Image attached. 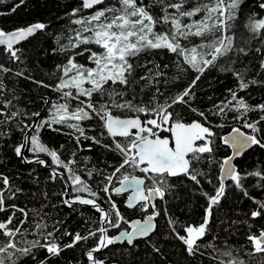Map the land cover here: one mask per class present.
I'll use <instances>...</instances> for the list:
<instances>
[{
	"label": "snow or ice",
	"instance_id": "obj_1",
	"mask_svg": "<svg viewBox=\"0 0 264 264\" xmlns=\"http://www.w3.org/2000/svg\"><path fill=\"white\" fill-rule=\"evenodd\" d=\"M23 2L24 0H20V3ZM186 3L187 0H150V4H145L144 0H117L119 6H116L106 4V0H82L81 7L72 10L71 15L76 16L84 9H94L91 15L73 21L80 29L75 31L68 45L62 46L59 51L79 49L81 45L97 46L96 51L85 47L83 52L75 53V56H83L84 52H87V59L94 66L77 63L75 56H69L66 64L57 66L61 76L54 88L60 94L59 100L52 104L49 117L41 118L34 128L32 125L21 127L17 123V129L24 133V137L23 142L15 146L14 154L24 162L31 163L32 161L24 156L25 150L47 153L53 164L66 170L72 192L76 193L70 196L68 191L62 192V196L68 197L63 199L62 203L69 208L76 203L91 206L100 214V226L95 230L89 229L85 235L80 232H64L63 235L71 237V241L61 246L54 232L46 231L48 225L41 217L33 223L36 232L45 242L25 241V246H20L16 237H23L28 232L26 228L21 231L28 221V212L23 208H16L14 204L6 206L5 191L11 190V184L7 176L0 174V181L4 186L0 188V213L9 208L13 209L5 221H0V236L4 238L0 240V264H50L51 258L59 257L65 249L74 248L81 241L90 238H95V245L85 252L89 264H111V261L100 259L96 254L109 249V246L124 245L125 242L132 248L138 247L139 240H143L145 244L150 243L151 237L158 233L156 221L161 215L166 219L170 231V237L165 239L174 238L182 242L189 257L204 256L205 252L211 249L210 264H249L245 256L251 259L258 254L264 255V228L252 232V225L249 224L247 247L241 248H234L228 245L227 241H220L218 245L214 242L217 237L212 234L210 228L216 219L214 211L220 208L221 202L227 197L230 185L225 183L226 180H230L235 188L240 189L245 197L257 205L256 209L251 211L250 218L264 219V200L249 196L242 183L248 176L264 179V171L256 170L242 175L233 162L235 157L244 154L245 149L253 146L264 149V135H261L264 128V103L252 105L239 95V92L249 89L250 85L264 84V80L248 77L247 66H244L243 70L240 67L243 65L242 57H248L250 52L264 56L261 48L252 49L248 46L253 38H261V43H264V18L256 19L254 14L249 17L246 27L251 36L242 40L244 46H240L236 43L234 22L244 0H206L185 7ZM19 6L20 4H16L11 10L15 12ZM157 7L158 14L154 15ZM259 7L264 9V3L259 4ZM198 16L199 19H193ZM158 25L164 30L157 31ZM48 26L46 23L37 22L11 32L0 29V45L4 46L3 51L8 59L12 62L19 61L20 49L15 45L47 29ZM193 37L200 38V43L193 44ZM156 50H166L182 59L183 63L178 59L175 64L180 73L189 68L196 73L182 92L170 98L166 97L165 92L158 86L161 79L165 84L169 83L165 71L169 66H161L151 60L143 64L138 62L142 55L149 56L153 52L158 55ZM257 67L264 70V59L259 60ZM137 69L143 73L139 75V79ZM211 69L230 72L238 83L236 89H228L230 100L214 105L216 110L206 114L205 111L192 108L191 102L195 99L193 89L197 82ZM9 73L24 76L23 71L13 73L12 68L0 63V74ZM260 74L257 72V75ZM25 79L32 80L30 76ZM32 82L38 86L51 87L43 80ZM4 88L3 77L0 75V117H3L0 119V125H10L16 121L20 111L9 110L12 101L2 97ZM152 89L154 91H151ZM73 101L77 102L74 108L71 107ZM176 106L187 107L199 118L186 121L184 116L175 111ZM227 112H233L232 119L242 122L241 127L249 129L250 132L241 131V127H234L231 135L220 137L221 142L230 146L233 151L222 161H216L217 136L214 128H222L224 125L213 124L209 115L224 117ZM128 113L131 115H127ZM249 113H257L258 119L250 120ZM32 115L40 117L39 112ZM141 116L144 119H141ZM95 119L101 122L104 129L100 136L103 137L106 133L111 138L110 144H102L101 139L85 134L81 122ZM53 125H64L73 129L72 134L81 150L80 141L83 137L84 140H90L120 156L118 165H109L113 169L111 174L101 177L103 187L100 191L107 197L106 207L98 202L99 192L93 190L74 170L75 159L65 162L57 151L50 150L41 143L40 129L47 126L53 131H60L59 128H53ZM25 129L34 131L35 134L28 136ZM2 134L4 133H0ZM88 150H91V145ZM72 155L75 157L76 153L73 152ZM205 161L216 164L220 169L217 177L219 183L214 186L213 195L202 193L208 202L202 222L182 224L169 216L165 204L166 197L174 189L170 180L184 177L200 185L201 178H204L212 184L208 174L198 167ZM35 162L39 165L47 164L38 155ZM94 172L100 176L95 168L87 170L86 174L92 177ZM137 172L140 175H137ZM57 176L63 178L64 173L53 169L50 178L54 181ZM114 180L118 181L119 186L114 185ZM19 191L20 189H16V192ZM16 192H11L9 199L14 198ZM83 193H87L91 198L83 196ZM112 193L117 196L128 193L127 209L142 214V219L130 221L131 230H120L121 224H128L129 221L112 199ZM157 200L165 206L158 208ZM17 211L24 219L16 218ZM32 211L34 215L39 214V210ZM14 218L18 220V224L10 227ZM178 227L184 232L183 235L177 231ZM109 229L118 230V234L109 236ZM208 237H211V240ZM34 249L44 250V257L37 259ZM152 249L160 253V248L155 244H152ZM25 257L28 259H23ZM261 264H264V261Z\"/></svg>",
	"mask_w": 264,
	"mask_h": 264
},
{
	"label": "trees",
	"instance_id": "obj_2",
	"mask_svg": "<svg viewBox=\"0 0 264 264\" xmlns=\"http://www.w3.org/2000/svg\"><path fill=\"white\" fill-rule=\"evenodd\" d=\"M200 2H206V0H187L185 7L192 3ZM81 3L80 0H24L23 3H20V0H0V13H3L0 14V29L11 31L37 22L49 25L47 29L37 32L34 36L16 46L20 49L18 53L20 56L19 61H10L7 54L3 51L4 47H0V63L12 68L13 73L16 71L24 72L23 77L15 76L12 73L0 74L5 85L2 97L12 101L9 110L20 111V115L12 124L0 125V133H4L0 135V174L7 176L11 184V190L5 191L6 206L14 204L16 208H23L28 212V221L21 229V231H24L26 228L28 232L23 237L19 235L16 237L20 246H25V241L39 240L41 243L45 242L44 238L36 232L35 224L33 223L34 220H39L41 217L48 225L46 231L54 232L61 246L71 241V237L63 235L64 232L73 234L80 232L81 235H85L89 229L95 230L100 226V214L92 209L91 206L74 204L72 208H69L62 203L65 196H62L61 193L65 190L67 191V188L70 196H74L76 193L72 192V186L66 170L53 164L51 157L47 153H32L30 150H25L24 156L32 161L31 163L24 162L22 158L14 154L15 146L22 143L24 137V133L17 129V123L21 127L31 125L35 119L32 114L36 112L40 113L43 111L44 117L48 116L52 104L59 100L60 94L54 88L61 76L57 66L66 64L69 56H75L77 51L83 52L85 47H90L93 51L97 50V46L94 45H81L79 49H70L65 52L59 51L62 46L68 45L69 39L74 37L75 31L80 29V26L73 23V21L77 18L89 16L94 11V9H84L77 13L76 16H72V10L80 8ZM144 3L150 4V0H144ZM261 3H264V0H244L240 7L238 18L234 22L236 26V43L240 46H244L242 40L251 36L246 27L249 17L254 14L256 19L264 18V9L259 7ZM16 4H20V6L13 12L11 9ZM106 4L119 6L117 0H106ZM158 11L157 7L153 14H158ZM199 18L198 16L193 19ZM163 30L162 27L157 26V31ZM260 39L253 38L248 46L252 49L261 48L264 51V44L261 43ZM192 41L193 44H198L200 43V38L193 37ZM156 51L159 52L158 55L156 52L149 56L142 55L138 62L143 64L145 61L151 60L161 66L164 64L169 66L165 69L169 83L165 84L163 79H161V83L158 86L165 92V96L170 98L176 93L182 92L196 73L190 68L186 72L180 73L175 67L176 61L180 59L176 54L166 50ZM87 56L88 53L84 52L83 56H75V60L79 64L92 67L93 65L87 59ZM242 59L243 65H240V67L243 70L244 66H247L249 78L264 80V70H259L257 67L259 60L264 59V56H258L250 52L248 57H242ZM180 62L183 63L182 59H180ZM233 67H237V65H233ZM257 72L261 74L257 75ZM140 74H143L142 70L137 69V79H139ZM29 76L32 80H43L51 87L38 86L32 80L25 79V77ZM237 83V79L230 72H221L218 69L207 71L193 89L195 99L191 102V107L205 111L206 114L215 111L214 105L231 99L228 89H236ZM137 91H139L138 88ZM151 91H154V89ZM239 95L243 96L252 105L264 103V84L250 85L249 89L239 92ZM46 103L48 105L45 107ZM76 103V101H73L71 107L74 108ZM175 111L184 116L186 121L199 118L185 106H176ZM114 114L119 113L114 112ZM127 115H131V113ZM233 115V112H227L224 117L209 115V120L213 124L224 125L222 128H214L217 136L215 142L216 161H222L230 154L229 147L221 142L220 137H223L234 127H241L242 122L233 120ZM141 117L144 119L143 116ZM249 118L250 120H256L258 119V114L249 113ZM0 119H3V117H0ZM81 126L85 128L86 135L101 139L102 144L111 143V138L106 133L103 137L100 136L104 129L98 119L83 121ZM53 128H59L61 131H53L47 126L40 129L39 138L41 143L50 150L57 151L61 160L65 162L75 159L74 170L89 183L93 190L99 192L98 202H101L102 206L106 207L107 197L100 191L103 187L101 177L111 174L113 169L109 165H118L121 159L120 156L101 145L94 144L90 140H84L83 137H81L82 140L80 141L81 150L72 134L74 132L73 129L64 125H53ZM241 128L246 132H250L249 129ZM261 135H264V128H262ZM121 142L123 143L124 141L121 139ZM89 145H91V150H88ZM73 152L76 153L75 157L72 155ZM37 155L40 159H44L47 164H37L35 162ZM236 163L242 175L245 172L256 170L264 171V149L253 146ZM198 167L208 174L212 184H209L204 178H201L200 185H196L184 177L171 178L170 183L174 185V189L165 200L169 216L185 225L202 222L204 209L208 203L202 193L207 192L209 195H213L214 186L219 183L217 177L220 169L216 164H209L205 161L199 164ZM93 168L99 171L100 176H97L96 172L93 173L92 177L87 176V170H92ZM53 169L63 172V178L57 176V179L53 181L50 178ZM136 174L140 175L138 172ZM242 183L247 189L249 196L255 197L257 200H264V179L248 176L242 180ZM114 185H118V181L114 180ZM227 185H230L227 197L221 202L220 208L214 211L216 219L210 225L212 234L217 237L214 242L219 245L220 241H227V244L234 248L247 247L248 225H252V232H258L259 229L264 228V219H251V211L255 210L257 205L245 197L240 189L235 188L231 181ZM2 187L4 186L2 181H0V188ZM16 189H20V191L16 192ZM11 192H16V195L14 198L9 199ZM83 195L88 196L87 193H83ZM111 195L128 221L134 218H143L141 213L125 207L126 195L117 196L114 193ZM88 198L91 197L88 196ZM165 204H162L159 200L157 201L158 208H163ZM32 210H39V214L34 215ZM12 211L13 209L9 208L6 212L0 213V221H5L12 214ZM16 218L24 219L18 211L16 212ZM16 218L13 219V224L10 227L18 224ZM233 221L236 223H233ZM157 224L158 233L151 237L150 243L145 244L143 240H139L137 248L127 246L126 243L124 245L109 246V249H104L101 253L96 254L97 257L106 261H116L118 264H210L209 254L211 249H208L204 256L189 257L182 242L174 238L165 239V237H170V231L163 215L157 217ZM122 228L127 229L128 224L122 223ZM56 229H59V231H56ZM177 231H180L182 235L184 234L179 227ZM117 232L116 229L109 230L110 236L115 235ZM3 239L0 236V240ZM208 239L211 240V237H208ZM152 244L160 248V253L153 251ZM94 245L95 238L81 241L76 247L65 249L59 257L51 258L50 264H89L85 252ZM248 250L250 251V249ZM34 251L37 252V259L43 258L45 255L44 250L34 249ZM23 259L27 260L28 258L25 257ZM245 259L248 260L249 264H261L264 261V255L258 254L251 259L245 256Z\"/></svg>",
	"mask_w": 264,
	"mask_h": 264
},
{
	"label": "water",
	"instance_id": "obj_3",
	"mask_svg": "<svg viewBox=\"0 0 264 264\" xmlns=\"http://www.w3.org/2000/svg\"><path fill=\"white\" fill-rule=\"evenodd\" d=\"M81 2H82V0H80ZM87 10H92V9H87ZM31 25V24H30ZM29 26V25H28ZM25 27H27V26H25ZM11 31H14V30H11ZM11 31H5V32H11ZM29 39V38H28ZM26 41V40H25ZM24 41H22L21 43H23ZM21 43H19V44H21ZM19 44H17V45H15V47L16 46H18ZM0 47H4V46H2V45H0ZM44 98H46V97H44ZM48 102V101H47ZM49 103V102H48ZM48 103H46V105H45V107L48 105ZM44 117V112L42 111V112H40V117H35V119H34V121H33V123L31 124L32 126H33V128L35 127V124L36 123H39V121H40V119L41 118H43ZM141 119H143L142 117H141ZM241 131H244V132H246L244 129H242L241 128ZM27 135L28 136H30L31 135V133L33 132V131H29L28 129H27ZM232 134V129L229 131V132H227L224 136H228V135H231ZM229 147V149H230V154L229 155H231L232 154V148L230 147V146H228ZM251 148H249V149H245L244 150V154H246L249 150H250ZM244 154L242 155V156H239V157H235V159H234V164L236 165V167H237V163H236V161L238 160V159H240L241 157H243L244 156ZM238 168V167H237ZM219 174H220V171H219ZM230 180H226L225 181V183L227 184L228 182H229ZM116 186H119V185H116ZM67 191H68V193H69V190H68V188H67ZM115 194V193H114ZM69 195H70V193H69ZM123 195H126V197H127V195H128V193H125V194H123ZM68 197H65V199H67ZM76 204H79V203H76ZM81 205V204H80ZM124 205H125V207H126V198H125V201H124ZM87 206H89V205H87ZM127 208V207H126ZM135 219H140V218H134V219H132V220H135ZM131 221V220H130ZM130 221H129V223H128V230H131V228H130ZM157 222V221H156ZM122 230H124V229H122ZM116 234H118V232L116 233ZM115 234V235H116ZM126 243V242H125ZM111 264H118L116 261H111Z\"/></svg>",
	"mask_w": 264,
	"mask_h": 264
},
{
	"label": "rangeland",
	"instance_id": "obj_4",
	"mask_svg": "<svg viewBox=\"0 0 264 264\" xmlns=\"http://www.w3.org/2000/svg\"><path fill=\"white\" fill-rule=\"evenodd\" d=\"M84 35H88L87 33H84ZM51 114V108L49 110V114L48 116L44 117V119H47L49 117V115ZM35 133L31 134L30 136L34 135ZM30 143V142H29ZM83 195V194H82ZM84 196V195H83ZM85 197H88V196H85ZM122 225V224H121ZM123 229V228H122ZM121 229V230H122ZM109 230H115V229H109ZM118 231V230H117ZM108 235L110 236V233L108 232Z\"/></svg>",
	"mask_w": 264,
	"mask_h": 264
},
{
	"label": "bare ground",
	"instance_id": "obj_5",
	"mask_svg": "<svg viewBox=\"0 0 264 264\" xmlns=\"http://www.w3.org/2000/svg\"><path fill=\"white\" fill-rule=\"evenodd\" d=\"M261 15V14H260ZM68 26V25H67ZM88 34V33H87ZM261 40V39H260ZM264 44V43H263ZM95 48V47H94ZM94 66V65H93ZM60 131H61V129H60ZM61 133V132H60ZM82 140V139H81Z\"/></svg>",
	"mask_w": 264,
	"mask_h": 264
},
{
	"label": "flooded vegetation",
	"instance_id": "obj_6",
	"mask_svg": "<svg viewBox=\"0 0 264 264\" xmlns=\"http://www.w3.org/2000/svg\"><path fill=\"white\" fill-rule=\"evenodd\" d=\"M34 132V131H33ZM32 134V133H31ZM57 172H59V170L57 171ZM158 201V200H157ZM157 203V202H156Z\"/></svg>",
	"mask_w": 264,
	"mask_h": 264
}]
</instances>
